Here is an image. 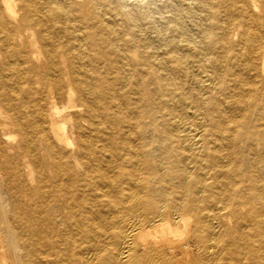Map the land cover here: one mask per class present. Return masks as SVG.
I'll use <instances>...</instances> for the list:
<instances>
[{
  "label": "bare ground",
  "instance_id": "obj_1",
  "mask_svg": "<svg viewBox=\"0 0 264 264\" xmlns=\"http://www.w3.org/2000/svg\"><path fill=\"white\" fill-rule=\"evenodd\" d=\"M0 264H264V0H0Z\"/></svg>",
  "mask_w": 264,
  "mask_h": 264
},
{
  "label": "rangeland",
  "instance_id": "obj_2",
  "mask_svg": "<svg viewBox=\"0 0 264 264\" xmlns=\"http://www.w3.org/2000/svg\"><path fill=\"white\" fill-rule=\"evenodd\" d=\"M130 1H134V2H137V3L142 4V5H144V4L147 5V3H148V5L152 6L153 2L160 3L162 0H130Z\"/></svg>",
  "mask_w": 264,
  "mask_h": 264
}]
</instances>
